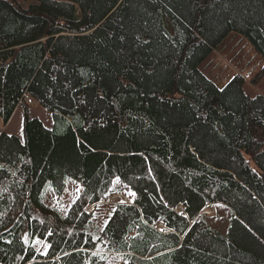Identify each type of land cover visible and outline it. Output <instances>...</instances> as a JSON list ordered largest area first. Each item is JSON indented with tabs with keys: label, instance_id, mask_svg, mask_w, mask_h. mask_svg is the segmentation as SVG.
<instances>
[{
	"label": "trees",
	"instance_id": "obj_1",
	"mask_svg": "<svg viewBox=\"0 0 264 264\" xmlns=\"http://www.w3.org/2000/svg\"><path fill=\"white\" fill-rule=\"evenodd\" d=\"M229 32L264 60V0H0V264H264V95L200 69Z\"/></svg>",
	"mask_w": 264,
	"mask_h": 264
},
{
	"label": "rangeland",
	"instance_id": "obj_2",
	"mask_svg": "<svg viewBox=\"0 0 264 264\" xmlns=\"http://www.w3.org/2000/svg\"><path fill=\"white\" fill-rule=\"evenodd\" d=\"M263 65V57L245 36L237 32H229L200 63V69L220 88L235 75H240L243 92L248 97L254 98L257 95H264V75L257 76ZM26 101L28 104L30 103L28 99ZM30 115L40 118L46 125L50 126L52 123L51 114L36 103L30 106ZM22 118L23 109L18 106L10 123L6 124L0 121V131L21 135ZM192 149H194L193 146ZM46 199L49 204H56L51 192H48ZM91 209L92 206L87 208L88 211ZM232 211L230 207L215 203L205 206L201 214L205 215L204 218L211 229L227 235Z\"/></svg>",
	"mask_w": 264,
	"mask_h": 264
},
{
	"label": "crops",
	"instance_id": "obj_3",
	"mask_svg": "<svg viewBox=\"0 0 264 264\" xmlns=\"http://www.w3.org/2000/svg\"><path fill=\"white\" fill-rule=\"evenodd\" d=\"M15 111H16V109H15ZM15 111H14V112H15ZM12 116H13V114H12ZM12 116H11V118L8 120V122H7L6 124H8V123L11 122ZM0 121L3 122L1 118H0ZM3 123H4V122H3ZM47 127H50V126L47 125ZM18 136H21V137H22V134H21V135H18Z\"/></svg>",
	"mask_w": 264,
	"mask_h": 264
},
{
	"label": "snow or ice",
	"instance_id": "obj_4",
	"mask_svg": "<svg viewBox=\"0 0 264 264\" xmlns=\"http://www.w3.org/2000/svg\"><path fill=\"white\" fill-rule=\"evenodd\" d=\"M131 195H135V193H130ZM49 234H51V233H49Z\"/></svg>",
	"mask_w": 264,
	"mask_h": 264
}]
</instances>
